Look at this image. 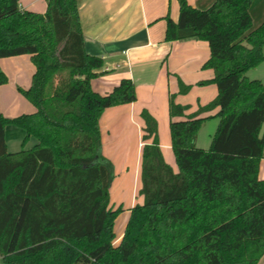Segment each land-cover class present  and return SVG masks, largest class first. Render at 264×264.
<instances>
[{
    "label": "trees",
    "instance_id": "obj_1",
    "mask_svg": "<svg viewBox=\"0 0 264 264\" xmlns=\"http://www.w3.org/2000/svg\"><path fill=\"white\" fill-rule=\"evenodd\" d=\"M45 1L37 12L0 0V58L28 55L34 67L29 85L17 87L33 111H0L4 264H157L191 245L198 254L179 264H257L264 256V84L246 73L264 61V22L252 26L253 0H214L205 9L178 0L177 20L166 16L165 41L207 42L202 68L213 74L199 84H215L217 94L193 111L169 95L176 171L163 158L155 116L140 111L142 201L128 208L123 251L114 245V225L124 209L110 204L114 172L101 152L99 119L134 102L135 84L121 78L106 94L94 91L103 59L84 49L77 1ZM7 81L0 68V85ZM188 90L178 79L177 94ZM210 117L218 123L209 148L196 147ZM10 124L25 131L15 152L6 146ZM30 137L35 144L23 148Z\"/></svg>",
    "mask_w": 264,
    "mask_h": 264
},
{
    "label": "crops",
    "instance_id": "obj_2",
    "mask_svg": "<svg viewBox=\"0 0 264 264\" xmlns=\"http://www.w3.org/2000/svg\"><path fill=\"white\" fill-rule=\"evenodd\" d=\"M76 1L84 49L88 54L98 55L103 59V67L98 71V76L91 79V88L100 94H106L121 78H130L135 84L134 102L109 107L99 119L101 152L112 162L115 176L124 174L113 178L111 184L132 183L128 190L130 197L125 191L124 194H119L121 198H126L123 202L127 203L124 206L123 202L118 200L124 209L120 215L125 214V225L129 215L128 208L142 201V197L137 194L140 186L142 146V120L139 113L145 102L155 100L168 115V86L172 83L173 73L188 74L193 77V81L211 78L213 72L209 74L200 71L201 65L209 56V48L205 45L206 42L193 39L165 41L166 16L177 20L178 0ZM213 1L187 0L199 9L209 7ZM37 2H40L39 6ZM19 5L21 9L43 12L46 1L27 0L25 6L20 1ZM249 12L253 27L264 22V0H253ZM0 68L8 77L7 83L0 85V111L6 117H14L20 114V110L15 107L18 104L16 102H23L17 87L29 85L34 67L28 55H18L0 58ZM246 75L251 79H259L264 84V61L249 69ZM11 99L15 101L13 106ZM177 100L181 102L179 97ZM21 111L31 112L33 106H27ZM6 137L5 127L8 146L9 140ZM164 140L163 144L160 143L163 158L176 171L170 139L166 142L164 137ZM258 177L264 179V158L260 160ZM124 179L126 181L121 182ZM119 203L111 205L116 207ZM123 228L116 236L114 245L121 240ZM193 253L198 254L196 245L185 249L183 256L171 254L164 259L160 257L157 264H179L187 255ZM257 264H264V256Z\"/></svg>",
    "mask_w": 264,
    "mask_h": 264
},
{
    "label": "rangeland",
    "instance_id": "obj_3",
    "mask_svg": "<svg viewBox=\"0 0 264 264\" xmlns=\"http://www.w3.org/2000/svg\"><path fill=\"white\" fill-rule=\"evenodd\" d=\"M20 1H21V4L23 6H25V2L27 0H20ZM37 4H38L37 6H39L40 2H37ZM195 41H203V40H195ZM204 42H206V41H204ZM205 45L208 46L207 42ZM200 71L212 74L211 69L202 68V65H201ZM171 75H172V80H171L172 83H170V85L168 86V90H169L170 94L175 93V95H176L175 101L176 102L178 101L177 99L179 97L181 102H178V103L190 105L191 111L195 110L198 105L206 104L207 102L212 100L217 94L216 86L213 83L199 84V81H201L203 79L193 81L192 76H190L188 74H183V73L181 75L179 72L173 73ZM178 79H181L185 84L189 85V90L187 91V93H185L183 95L177 94ZM20 99L23 102H16L18 104L15 107L20 110L19 111L20 113H23L24 111H21V110H24V108H26L27 106H30L31 104L22 96ZM10 102H11L12 106L15 103V101H13L12 99L10 100ZM12 106H11V108H12ZM167 106H168V102H167ZM143 108L147 109L151 114H153L157 120L159 143L163 144L165 142L164 137L166 139V142H168V140L170 139L169 127H168V115H167L165 110L163 111V107L161 106V104L159 102H156L155 100L147 101V102H145V105L143 106ZM217 123H218L217 117H210V118L206 119L200 125V127L198 128L196 137L194 139V145L196 147L203 148V149L209 148L212 136H213V134L216 130V127H217ZM6 136H7L6 138L9 140L8 146H7V150L9 152H15V151H18L22 148L21 143H22V140L25 136V131L22 128L17 127L15 125H11V124L7 125L6 126ZM35 142H36V139L34 137H30L23 148H30L32 145L35 144ZM174 167L176 168V164L174 165ZM119 174L116 176L114 175L115 177L113 176V178L115 179L119 176L121 177L122 175H124V174H120V175ZM125 181H126V179L122 180L121 182H125ZM131 185H132V183H112L110 185V190H109L110 204H116L117 205V203H119V202L121 203V202H123V200L126 201V198L125 197L121 198L119 194H124L125 192H128V190H130V188H131ZM126 194H129V197H130V192H128ZM118 200H119V202H118ZM123 204H124V206H126L127 203L123 202ZM124 215H119L116 219V222L114 225V231L116 232V236L120 233V231L122 230V228L124 226V218H125ZM126 245L127 244L124 243L123 240L122 241L120 240L117 242V246L121 247L122 251L124 249L128 248ZM0 264H4L1 257H0Z\"/></svg>",
    "mask_w": 264,
    "mask_h": 264
}]
</instances>
